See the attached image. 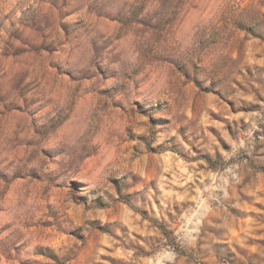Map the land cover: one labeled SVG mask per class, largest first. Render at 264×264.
Segmentation results:
<instances>
[{
	"label": "rangeland",
	"instance_id": "rangeland-1",
	"mask_svg": "<svg viewBox=\"0 0 264 264\" xmlns=\"http://www.w3.org/2000/svg\"><path fill=\"white\" fill-rule=\"evenodd\" d=\"M0 264H264V0H0Z\"/></svg>",
	"mask_w": 264,
	"mask_h": 264
}]
</instances>
